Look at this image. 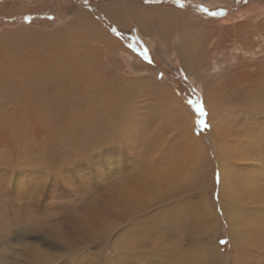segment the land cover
<instances>
[{
    "label": "rangeland",
    "instance_id": "374dc122",
    "mask_svg": "<svg viewBox=\"0 0 264 264\" xmlns=\"http://www.w3.org/2000/svg\"><path fill=\"white\" fill-rule=\"evenodd\" d=\"M1 2L0 264H37V249L44 264H264V0ZM94 7L100 57L90 54L95 33L64 31L59 46L79 56L59 62L86 63V78L47 88L58 68L34 66L55 61L52 40L59 54L50 31ZM161 12L207 35H185L193 61L187 45L179 57L178 34L165 40L153 25ZM82 13L96 28V12ZM98 65L99 77L89 74ZM153 157L163 160L151 187L123 182ZM48 236L58 244L45 247Z\"/></svg>",
    "mask_w": 264,
    "mask_h": 264
},
{
    "label": "crops",
    "instance_id": "0c3cea01",
    "mask_svg": "<svg viewBox=\"0 0 264 264\" xmlns=\"http://www.w3.org/2000/svg\"><path fill=\"white\" fill-rule=\"evenodd\" d=\"M86 11H95L96 12V20H97V27L96 28L93 26V24H91L90 22H87L89 18L88 17H85V15L82 13V12H86ZM76 15L77 16H76L75 19L67 20L63 24H60L58 26V28H56L55 30L50 31V33L52 35V38H53V33H55V32H59L60 35H61V37L58 39V44H57L58 45L57 46L58 47L57 49L59 51H61L60 54H57V55L53 56L52 53L55 52V51H53V47H54L53 40H52V43L50 42V44H49V56L51 57V59H55L56 62L55 61H52L50 64L48 63V66L44 64L43 67H41L39 65L34 66V64L32 63V60H31V63L30 64H33L34 70L35 71H38L39 73H44V71H45L44 69L45 68H48L50 66L51 67L58 68L57 71H54V68H51L50 69L52 71V74H55V75L48 76L46 78V81L51 82V84L49 85V87H48V85L46 86L47 88L55 89L54 88V85L55 86H60V83L57 80H62L64 82V84H65L64 85V88L65 89H68L67 86H70L71 88L76 89L77 87H75V85L72 84V83L73 82H76L77 80L78 81L85 80V78H86L85 75H84V71H85L84 70L85 69L84 68L85 67L84 64H86V63H84V62H77L76 63L74 61L73 62H59V61H61V58H64L65 57V52L68 54V56H66L65 58H68V59L69 58H72V56H74V57H78L79 56L77 54L72 53L71 51L70 52L64 51L63 48H61L59 46L61 40H63L65 38L64 36H62V33L64 31H66L68 34H73V33H77L78 34V33H81L82 39L91 38L90 35L93 34V33H95L96 38H97L96 39L97 41H95L92 38L91 39H92V41L94 40L95 42H97V44L96 45H94V44L92 45V48L90 49V54H92L91 56H93V57H95V56L100 57V54H101V45H100V41H101V39H100L101 29L100 28H102V24H101L102 21L100 19L101 10L98 7H94V8H84V9L80 10L79 13H76ZM107 19H108V16H107ZM75 21H76V24L74 25V28H77L79 26H80V28L74 29V28H72V25H69V24H71L72 22H75ZM120 22L123 23V26H122V24H120ZM120 22L117 24V26L121 27V30L122 29H126L127 26L125 24L124 18ZM121 30H119V31H121ZM112 31L113 32H116L115 29L114 30L112 29ZM118 36L119 37H122L120 35H118ZM40 37H39V39H40ZM65 39H67V38H65ZM92 41H89V42H92ZM37 42H39V40H37ZM76 45L77 44H75V46ZM95 49L97 50V52L95 51ZM91 50H92V53H91ZM34 56H36V53H34V55H32V57H34ZM92 62L99 63L100 64V61H96V62L95 61H92ZM71 67H73V69H71ZM91 70L92 71L89 74L97 75V77H99V75H100L99 65L97 66V70H95L93 67H92ZM25 72H27V71H25ZM77 75H79V76H77ZM28 77H29V79L35 78L32 75H29ZM36 79L43 80V78H36ZM52 80H54V83L52 82ZM69 82L71 84H69Z\"/></svg>",
    "mask_w": 264,
    "mask_h": 264
},
{
    "label": "bare ground",
    "instance_id": "6f19581e",
    "mask_svg": "<svg viewBox=\"0 0 264 264\" xmlns=\"http://www.w3.org/2000/svg\"><path fill=\"white\" fill-rule=\"evenodd\" d=\"M132 10V9H131ZM110 13H111V11H109ZM139 12V9L136 11V13H134L133 15H134V17H137V19L139 20L140 18H139V16L137 15V13ZM112 14V13H111ZM115 14V12L113 13V15ZM158 14V13H157ZM159 16H156V20L154 19V21L152 22L153 23V25H155L156 23H161V26L160 27H163V28H165V34H161L162 35V37H163V39H165V40H167V38H168V35H170V36H172V34L173 35H177L178 34V40H179V42H180V45H179V51H178V55H179V57L181 58V56L183 57V54H182V50H181V46H185V45H187L188 46V44H186L185 43V41H184V37H185V35L186 34H193V37H188L189 39L191 38V39H198V40H200V39H203V34H204V32H203V30L202 29H199V28H197V27H195V26H192V25H187V23L184 21V20H182L177 14H175V13H169V12H161V13H159L158 14ZM113 17V16H112ZM132 17V16H131ZM89 18V17H88ZM153 18V17H152ZM150 19V18H149ZM93 20V19H92ZM137 22V21H136ZM96 23V22H95ZM211 34V33H210ZM209 34V35H210ZM188 36V35H187ZM207 36V35H206ZM206 36H204V37H206ZM188 38H186L185 40H189ZM190 39V40H191ZM205 39V38H204ZM193 41V40H192ZM190 45V44H189ZM192 45H190V46H188V48L187 49H189L190 48V54H188V57H190L191 56V59H188V60H192V56H193V54H195V51H194V49L193 48H196V45H194L195 47H191ZM56 50H58V49H56ZM59 51V50H58ZM10 52V51H9ZM56 54H58V53H56ZM59 54H60V51H59ZM187 57V58H188ZM31 58V57H30ZM185 60V59H184ZM193 61V60H192ZM37 70V69H36ZM186 70H187V68H186ZM62 82V81H61ZM60 83V82H59ZM60 84H63V83H60ZM221 89V88H220ZM222 90V89H221ZM52 97V96H51ZM214 98V97H213ZM245 102V101H244ZM246 105V104H245ZM40 106V105H39ZM239 106V105H238ZM38 107V106H37ZM58 117V116H57ZM54 118H55V116H54ZM73 129V128H72ZM79 129V128H78ZM190 140H191V146H192V148L193 149H195L196 151H199V152H205V149L203 150L202 148L204 147H206L203 143H202V140L201 139H199V138H197V137H195L194 135L191 137L190 136ZM217 142H222V140L221 139H219V140H217ZM216 147H217V150L218 149H220L217 145H216ZM198 152V153H199ZM205 158H207V157H205ZM228 169V168H227ZM222 172H223V174H224V178H225V180H227V179H229L228 178V175H226V169H225V171H224V169H222ZM239 179V178H238ZM237 180V179H236ZM256 181V180H255ZM124 182V181H123ZM137 182H139V183H144L143 181H137ZM239 182H240V179H239ZM250 183V182H249ZM119 184H122V183H119ZM238 184V183H237ZM242 184V183H241ZM244 184V183H243ZM117 185V184H116ZM135 185H138V184H135ZM246 185V184H245ZM120 186V185H119ZM129 186V185H128ZM131 186H132V184H131ZM243 186V185H242ZM247 186V185H246ZM248 186H249V184H248ZM122 187V186H121ZM239 187V186H238ZM241 187V186H240ZM119 188V187H118ZM125 188V187H124ZM126 188H127V185H126ZM123 189V188H122ZM130 189V188H129ZM237 189V188H236ZM117 190H119V189H117ZM116 190V191H117ZM133 190V189H132ZM115 191V192H116ZM238 192V191H237ZM249 191L247 190V193H248ZM241 195V194H240ZM248 195V194H247ZM254 195V194H253ZM259 195V194H258ZM262 195H264V194H261V196ZM247 197V196H246ZM251 197V196H250ZM242 198V197H241ZM263 197H261V199H262ZM248 199V198H247ZM256 199H258V198H256ZM264 199V198H263ZM262 199V200H263ZM256 201V200H255ZM259 201H260V199H259ZM264 201V200H263ZM250 202V201H249ZM254 201H252V203H253ZM258 202V201H257ZM260 203H262L261 201H260ZM255 204H258V203H255ZM133 206H135V205H133ZM138 206V205H137ZM257 206V205H256ZM138 207H140V206H138ZM236 216H237V214H236ZM245 216H247V215H245ZM247 218V217H246ZM239 219V218H238ZM248 219V218H247ZM233 220L234 219H232V222H233ZM242 220V219H241ZM245 220V219H244ZM238 221V220H237ZM236 221V222H237ZM248 221V220H247ZM235 222V223H236ZM247 223V222H246ZM262 223V222H261ZM232 224V223H231ZM237 224V223H236ZM235 224V225H236ZM240 224H241V222H240ZM248 224V223H247ZM241 226H243V227H245V226H247L246 224H245V226L243 225V224H241ZM240 226V227H241ZM253 226V225H252ZM238 227V226H237ZM234 228V227H233ZM232 228V229H233ZM235 229V228H234ZM235 231V230H234ZM241 231V230H240ZM237 233V232H236ZM239 233V232H238ZM243 233H245L244 231H243ZM251 235V234H250ZM238 236V235H237ZM241 237V236H240ZM243 237V236H242ZM244 238H245V236H244ZM261 238V237H260ZM241 239V238H240ZM242 240H244V239H242ZM241 240V241H242ZM246 241H247V239H245ZM246 241H244V242H246ZM263 241V240H262ZM256 242V241H255ZM258 242V241H257ZM260 243V242H259ZM258 243V244H259ZM258 244H256L257 246H258ZM246 245V244H245ZM248 245V244H247ZM255 245V246H256ZM261 245V244H260ZM250 248H253V247H250ZM259 248H261V247H259ZM246 249V248H245ZM245 249H243V251L245 250ZM249 249V248H248ZM257 249V248H256ZM262 249L264 250V248L262 247ZM250 250V249H249ZM258 250V249H257ZM246 251H247V249H246ZM261 251V250H260ZM245 252V251H244ZM248 253V252H247ZM241 254H242V252H241ZM241 257V256H240ZM246 257H248L247 255H246ZM239 262V261H238ZM244 263V262H243ZM238 264H240V263H238Z\"/></svg>",
    "mask_w": 264,
    "mask_h": 264
},
{
    "label": "snow or ice",
    "instance_id": "6c2138e0",
    "mask_svg": "<svg viewBox=\"0 0 264 264\" xmlns=\"http://www.w3.org/2000/svg\"><path fill=\"white\" fill-rule=\"evenodd\" d=\"M145 2H150V0H145ZM205 12H208V9H203ZM210 15H219V13H209ZM145 55V59H147V54L146 51L144 53ZM189 103H193L192 101H189ZM196 111L200 117V119L198 120V125L207 128L209 127V125L205 122V120L203 119V117H205L207 115V113L205 112V109L203 107V104L201 102H196ZM163 160V157H161L160 160L155 159V157L150 158V159H144L138 162V168L137 170L131 175V176H126L123 178V181H130V182H135V181H143L146 187H151L150 184H148V180L151 179V174L153 172V169L155 167L156 164L160 163ZM122 182V181H121ZM216 182L217 184H219L220 182V174L219 171L217 170L216 172ZM120 182L117 183V186L119 185ZM104 196H106V193L101 192L99 194L100 198H103ZM39 198V193L36 194V196L34 197V199H38ZM53 231L55 230V228L53 227L52 229ZM109 230V227L106 225L105 229L101 231L98 239L103 240L104 237L107 235V232ZM37 232H40V229L36 230ZM42 243H44L45 247H50V246H56L58 244V241L55 240L53 237L48 236L45 237L42 241ZM221 243H225L224 241H221ZM36 262L37 264H44V260L45 257L43 255V253L40 252L39 249L36 250Z\"/></svg>",
    "mask_w": 264,
    "mask_h": 264
},
{
    "label": "trees",
    "instance_id": "16d2710c",
    "mask_svg": "<svg viewBox=\"0 0 264 264\" xmlns=\"http://www.w3.org/2000/svg\"><path fill=\"white\" fill-rule=\"evenodd\" d=\"M4 3H5V2H1V3H0V6H2ZM0 12H1V9H0ZM2 18H3V17H2ZM0 19H1V17H0ZM2 23H3V22H2ZM2 23H1V24H2ZM1 24H0V25H1Z\"/></svg>",
    "mask_w": 264,
    "mask_h": 264
}]
</instances>
